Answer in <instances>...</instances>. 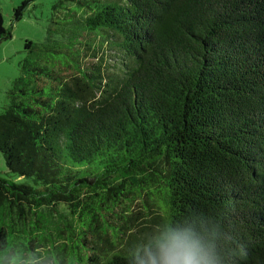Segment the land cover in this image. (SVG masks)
I'll return each mask as SVG.
<instances>
[{
    "label": "trees",
    "instance_id": "16d2710c",
    "mask_svg": "<svg viewBox=\"0 0 264 264\" xmlns=\"http://www.w3.org/2000/svg\"><path fill=\"white\" fill-rule=\"evenodd\" d=\"M54 9L0 113L7 172L36 183L0 176V264H150L165 236L264 264V0Z\"/></svg>",
    "mask_w": 264,
    "mask_h": 264
},
{
    "label": "rangeland",
    "instance_id": "374dc122",
    "mask_svg": "<svg viewBox=\"0 0 264 264\" xmlns=\"http://www.w3.org/2000/svg\"><path fill=\"white\" fill-rule=\"evenodd\" d=\"M22 0H0V11L5 27H12L13 37L0 43V113L9 102L8 91L21 73V63L27 57V40L41 43L46 40L52 19L62 20L65 9H54L58 0H36L29 5L18 22L13 20L14 9ZM4 157L0 153V176L17 183L36 185L32 178L19 177L7 172Z\"/></svg>",
    "mask_w": 264,
    "mask_h": 264
},
{
    "label": "clouds",
    "instance_id": "9594fccd",
    "mask_svg": "<svg viewBox=\"0 0 264 264\" xmlns=\"http://www.w3.org/2000/svg\"><path fill=\"white\" fill-rule=\"evenodd\" d=\"M157 256L159 264H207L192 244L176 236H165L158 242V253L150 254V264H157Z\"/></svg>",
    "mask_w": 264,
    "mask_h": 264
}]
</instances>
